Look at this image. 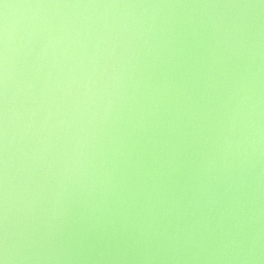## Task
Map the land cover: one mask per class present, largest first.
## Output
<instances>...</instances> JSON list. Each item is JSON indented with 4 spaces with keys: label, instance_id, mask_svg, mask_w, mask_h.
<instances>
[{
    "label": "water",
    "instance_id": "1",
    "mask_svg": "<svg viewBox=\"0 0 264 264\" xmlns=\"http://www.w3.org/2000/svg\"><path fill=\"white\" fill-rule=\"evenodd\" d=\"M58 2L0 0L12 264H264V0Z\"/></svg>",
    "mask_w": 264,
    "mask_h": 264
},
{
    "label": "snow or ice",
    "instance_id": "2",
    "mask_svg": "<svg viewBox=\"0 0 264 264\" xmlns=\"http://www.w3.org/2000/svg\"><path fill=\"white\" fill-rule=\"evenodd\" d=\"M53 6L47 3H30L23 5L25 8ZM57 7H134L139 5L107 3L101 4L96 0H62L56 3ZM7 6H5L6 9ZM7 29V12L3 13L2 24H0V226L5 236L7 223V46L5 41ZM3 256V253H0ZM3 264V260H0Z\"/></svg>",
    "mask_w": 264,
    "mask_h": 264
},
{
    "label": "clouds",
    "instance_id": "3",
    "mask_svg": "<svg viewBox=\"0 0 264 264\" xmlns=\"http://www.w3.org/2000/svg\"><path fill=\"white\" fill-rule=\"evenodd\" d=\"M47 48L48 45L45 46L44 49V53L47 54ZM246 99H250V97H246ZM41 110L40 104H37L36 109L33 111L32 115L35 117ZM50 119V116H45L42 120H41V130H43L44 128L47 127L48 125V121ZM225 142L227 144H229V146H231V139L226 137L225 138ZM237 147H243V145H237ZM244 151L247 152V148H244ZM93 229H90V231H92ZM190 231V230H189ZM117 234L116 232H113L112 235L110 237H108L107 239V244L108 246L106 247V249L103 252H99L97 254L95 253V250L89 246L87 249V254L85 253V247L84 244L81 243L79 249H75L73 248L72 244H68L67 247H61L60 251L57 252L55 255L52 256H48V255H39V254H35L32 259H36V260H55V261H72V260H83V261H95L97 259L99 260H111V259H117L120 261H127L129 259V257L126 254H120L119 252L115 255H113L112 249H111V242L112 240H114L116 238ZM87 237L85 236L83 239H86ZM178 240L179 237H176V241H177V245H178ZM231 246L232 247H238V245H236V243L233 241L231 242ZM178 247H172L170 246L168 251L172 252V253H176L178 252ZM3 264H12V262L17 259L16 256H14L9 248L8 245V241H7V223H6V229H5V242H4V246H3ZM143 259H156V256H144L142 257ZM170 259L173 260H178L180 257L178 255H171L169 257ZM200 255L197 254L193 257V259H200Z\"/></svg>",
    "mask_w": 264,
    "mask_h": 264
}]
</instances>
